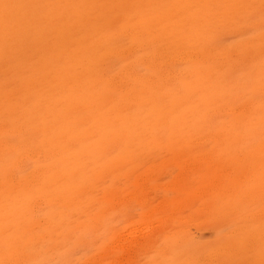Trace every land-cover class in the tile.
<instances>
[{
	"label": "rangeland",
	"instance_id": "374dc122",
	"mask_svg": "<svg viewBox=\"0 0 264 264\" xmlns=\"http://www.w3.org/2000/svg\"><path fill=\"white\" fill-rule=\"evenodd\" d=\"M0 264H264V0H0Z\"/></svg>",
	"mask_w": 264,
	"mask_h": 264
}]
</instances>
